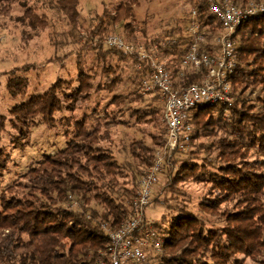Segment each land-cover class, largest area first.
Instances as JSON below:
<instances>
[{
  "label": "trees",
  "instance_id": "obj_1",
  "mask_svg": "<svg viewBox=\"0 0 264 264\" xmlns=\"http://www.w3.org/2000/svg\"><path fill=\"white\" fill-rule=\"evenodd\" d=\"M15 1L0 0V14ZM228 1L243 7L250 0ZM137 2L119 0L113 7L111 1L100 2L102 12L88 28L91 33L88 46L97 51L98 58L105 60L106 55L114 54L123 60L124 57L118 55L116 50H102L101 45L92 44V33L106 32L115 25L120 26L129 38L122 35L126 41L138 43L140 40L137 39L141 36L147 48L154 44L146 35L147 21L139 26L131 22ZM78 3V0H57L50 8L63 13L69 22H74L79 13ZM192 4L199 12L198 21L206 34L220 29L219 22L208 13L205 0H192ZM23 18L27 19L31 28L45 27L47 24L45 15L31 12L30 8L25 9ZM237 35L239 38H236ZM263 35L264 12L244 18L237 26L233 38L238 64L230 76L234 93L236 87L250 82L258 83L264 89V43L259 44L258 40ZM166 39L170 42L164 46L160 43L157 45L160 56H164L170 70L173 84L179 86L197 82L199 75L185 73L179 76L180 62L188 44L187 34ZM248 54H256V59L262 62L252 68L246 67L243 61L246 62ZM129 59L136 66V58ZM106 68L116 73L104 86L112 91L120 80L118 67L116 65L113 71L110 66ZM138 72L134 81L136 87L140 79L148 74L143 65ZM84 78L85 75L80 72L74 93L71 94L60 90L61 80H56L46 91L30 95L8 110L10 122L15 128L19 125L22 131L37 116L49 119L54 111L64 105L60 99L61 91L64 98L70 100L66 108L73 109L75 104L72 100L76 93H81L87 86ZM26 83L25 77L17 76L8 80L7 87L10 94L15 96L23 92ZM91 88L88 78V91ZM148 94L153 95L150 100L137 94L140 100L148 102L143 107V116L152 117L159 112L162 117L164 103L159 93ZM258 97L259 107L254 112L243 108L245 100L242 97H236L234 105L201 104L191 109L189 114L193 129L188 146H193L198 133L194 129L200 131L198 129L221 123L224 126L220 127L224 128L228 137L216 145L218 157L226 161L190 163L185 157L188 152L180 151L164 157L162 170L170 163L180 162L170 180L162 185L161 191L157 190L156 197L153 194L150 202L157 199L155 204L165 209L161 221H151L162 239L161 250L151 255V264H242L243 257L253 258L255 264H264V174L252 170L255 168L250 161L238 160L243 154H239L240 150L246 148L264 152V90ZM124 98L118 95L115 98L118 102L112 100L110 104L124 103ZM154 100H157L155 104ZM97 107L99 104L88 113V128H85L84 119L76 121L74 137L55 153L45 154L40 162L28 169L24 176L25 183L19 186L24 188L21 193H9L7 188L0 194V264H100L101 259H106L108 237L103 225L116 227L130 216V205L137 194L140 171L152 164L155 150L147 146L145 151L149 156L143 158L142 166L134 164L128 178L129 186H118L113 176L118 164L110 150L100 144L107 136L101 133L104 122L93 116ZM213 113L217 117L212 118ZM225 113L229 115L221 117ZM206 115L209 121L194 128V124ZM135 157L139 158L137 155ZM82 159L85 160L83 164ZM186 178L208 183L211 187L198 203L199 213L179 204H170V199L163 200L165 197L160 198L161 194L175 193L176 183ZM68 195L75 198L78 203L76 208L68 205ZM232 199L238 206L219 209L222 203ZM91 201H95L101 210L92 206Z\"/></svg>",
  "mask_w": 264,
  "mask_h": 264
},
{
  "label": "rangeland",
  "instance_id": "obj_2",
  "mask_svg": "<svg viewBox=\"0 0 264 264\" xmlns=\"http://www.w3.org/2000/svg\"><path fill=\"white\" fill-rule=\"evenodd\" d=\"M56 1L16 0L10 4L9 9L7 7L0 14V194L7 188H9V193H21L24 188H19V186L25 183L24 176L28 169L40 162L45 154L55 153L64 147L65 143L75 135L76 121L84 119L85 128H88V113L97 104L99 107L95 108L96 112L95 114L93 112V116L99 118L100 122H104L101 133L107 136L100 141V144L110 150L112 158L118 164L116 173L113 175L118 186H129L128 178L134 164L142 166L143 158L149 156L145 151L147 146L155 151L163 150L166 143V126L163 115L161 117L159 112L156 115L153 114L152 117L142 114L143 107H146L145 104L148 102L140 100L137 94L149 100L153 95L137 90L138 86L134 85L137 74H139L137 63L134 66L128 57L117 51L118 55L124 57L123 60H119L114 54H108L106 59L102 60L97 57V51L88 46V36L91 35L88 28L96 16L102 12L103 6L100 2L111 1V7H113L114 3L119 0H78L79 13L74 22H69L63 13L50 8ZM249 2L263 4L264 0H250ZM111 7L109 5L108 8ZM191 7H193L192 0H138L133 8L131 22L139 26L143 21H147L145 26L148 38L154 44L166 43L170 42L166 38L172 36L178 38L186 33ZM26 8H30L31 12L38 15H45L47 20L45 27L31 28L27 19L23 18ZM109 33L123 35L129 40L121 27L115 25L106 32L92 33V44L94 42L96 45H101L102 50L107 49L103 38ZM140 37L136 38L140 40L137 41L138 43H142L143 39ZM236 38H239V35ZM258 40H260L259 44H263L264 35L259 36ZM256 57V54H248L246 62L243 61L244 65L252 68L262 61L264 63V59L261 61ZM161 59L164 61V56ZM255 59L256 63H254ZM116 65L120 80L110 91L104 86L116 73H112L106 67H112L113 71ZM80 72L85 75L84 80L87 86L81 93L75 92L76 96L72 100L75 107L67 109L66 105L70 103V100L65 99L61 92L74 93ZM17 76L25 77L27 83L23 92L13 96L9 92L7 82ZM88 78L92 85L90 91H88ZM56 80H61L59 87L62 90L60 99L64 104L63 107L54 111L51 119L37 116L29 122V125L23 127L22 131L19 125L15 128V125L13 126L10 122L11 116L8 110L30 95L46 91ZM263 90L258 83L250 82L239 85L235 93L232 90L231 99L225 104L234 105L236 97H242L245 100L243 108L248 112H254L259 107L258 96ZM118 95L125 96V102L110 104ZM156 102L157 100H154L153 104ZM237 106L240 105L237 104ZM213 114L212 118L217 117V114ZM228 115L225 113L221 117ZM206 120L209 121L208 115L194 124V128L204 121L208 122ZM220 126L224 125L221 123L217 126L209 125L205 127L206 129H198L200 131L194 129L198 133L195 135L193 146L189 147L187 144L186 150L182 151L188 152L185 156L188 162L203 164L208 160L226 161L218 157L216 144L228 137L224 128ZM239 154H241V159L238 160L250 161L254 165L252 167L255 168L252 170H258L264 174V152L255 148H246L240 150ZM136 155L139 158L136 159ZM81 161L82 164L85 163L84 159ZM179 162L170 163L158 175L159 179L154 188L155 197L157 190L161 191L162 185L169 181L172 173L177 170ZM137 171L139 172L138 168ZM174 188L175 193L164 196L161 194L160 198L165 197L163 200L170 199V204H179L199 213L198 203L202 197L207 195L211 187L208 183L186 178L184 181L177 182ZM67 198L70 199L68 203L70 207L78 206L74 197L68 195ZM155 201L144 209V216L149 221H161L165 213L163 206L155 204ZM90 204L101 210L95 201H91ZM236 206H238L237 202L232 199L222 203L219 209H232ZM242 264H255V262L253 258L244 259L243 257Z\"/></svg>",
  "mask_w": 264,
  "mask_h": 264
},
{
  "label": "built area",
  "instance_id": "obj_3",
  "mask_svg": "<svg viewBox=\"0 0 264 264\" xmlns=\"http://www.w3.org/2000/svg\"><path fill=\"white\" fill-rule=\"evenodd\" d=\"M205 2L208 13L219 22L220 29L206 34L200 27L197 8L191 7L185 30L188 44L180 62L179 76L186 73L200 78L189 85L173 84L170 70L160 57L159 45L147 48L143 43L126 41L116 33L106 34L103 38L108 48L128 58H136L138 68L142 65L147 68L148 74L140 79L138 90L159 93L164 103L166 143L163 150L155 151L152 164L141 170L130 216L116 227L103 225L108 243L106 259H101L100 264H151V255L161 250L162 239L151 221L145 219L144 209L153 197L165 153L186 150L193 129L189 114L192 108L201 104H225L231 99L230 76L238 64L233 35L244 18L264 12V3L249 2L242 7L228 0Z\"/></svg>",
  "mask_w": 264,
  "mask_h": 264
}]
</instances>
